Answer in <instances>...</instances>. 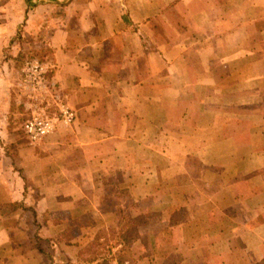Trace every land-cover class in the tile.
<instances>
[{
	"label": "crops",
	"instance_id": "crops-1",
	"mask_svg": "<svg viewBox=\"0 0 264 264\" xmlns=\"http://www.w3.org/2000/svg\"><path fill=\"white\" fill-rule=\"evenodd\" d=\"M31 57L75 113L32 144ZM109 229L113 261L264 264V0L0 2V264H101Z\"/></svg>",
	"mask_w": 264,
	"mask_h": 264
},
{
	"label": "built area",
	"instance_id": "built-area-1",
	"mask_svg": "<svg viewBox=\"0 0 264 264\" xmlns=\"http://www.w3.org/2000/svg\"><path fill=\"white\" fill-rule=\"evenodd\" d=\"M48 76L47 64L34 57L24 59L16 76L19 80L16 81L18 98L28 112L23 125V134L31 144L54 132L57 124L70 125L75 120V113L60 102ZM48 102L52 104L54 110L48 108ZM111 264L128 263L112 262Z\"/></svg>",
	"mask_w": 264,
	"mask_h": 264
},
{
	"label": "rangeland",
	"instance_id": "rangeland-1",
	"mask_svg": "<svg viewBox=\"0 0 264 264\" xmlns=\"http://www.w3.org/2000/svg\"><path fill=\"white\" fill-rule=\"evenodd\" d=\"M4 1H6V0H0V2H4ZM18 73H19V71H18ZM16 81H19V80L15 78L14 83H13V89L15 91L16 101H17L18 105H20L24 109L23 104L21 103V101L18 98V91H17V87H16ZM23 111L25 113L24 117L26 116L25 117V119H26L27 116H28V112L25 109ZM129 220H130L129 222L123 223V227L122 228L123 229H127L128 230V236L132 237L134 235V233H133L134 225L132 224L133 223L131 221L132 219H129ZM102 232L103 233L100 234L101 240H100V243H99V246H98V251L100 252V250H101L100 254L103 255V256H101L102 257L101 264H111L112 262H119V263L120 262H125L126 256L124 254H122L121 252H120V254H116L115 255V261H113L114 257L110 256V255L108 256L107 255L108 252L107 251L104 252V250H103L105 247H108L109 244H111V245L116 244V241H118L117 240L118 239L117 238L118 237L117 236V231H115V229H109V231L102 230ZM114 236H117V237L115 238Z\"/></svg>",
	"mask_w": 264,
	"mask_h": 264
},
{
	"label": "trees",
	"instance_id": "trees-1",
	"mask_svg": "<svg viewBox=\"0 0 264 264\" xmlns=\"http://www.w3.org/2000/svg\"><path fill=\"white\" fill-rule=\"evenodd\" d=\"M139 221H137V220H133L132 222V224L134 225V228L137 226V225H139L142 221H143V218H140V219H138ZM102 233V232H101ZM100 233V234H101ZM120 241L122 240L123 242H125V243H131V241L134 239V238H132V237H129L128 236V234L127 235H123V236H121L120 235Z\"/></svg>",
	"mask_w": 264,
	"mask_h": 264
}]
</instances>
